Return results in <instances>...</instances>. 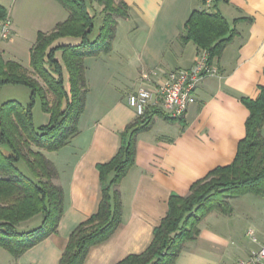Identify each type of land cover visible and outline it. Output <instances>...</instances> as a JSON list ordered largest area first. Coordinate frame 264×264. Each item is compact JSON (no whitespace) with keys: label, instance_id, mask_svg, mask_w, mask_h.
Masks as SVG:
<instances>
[{"label":"crops","instance_id":"1","mask_svg":"<svg viewBox=\"0 0 264 264\" xmlns=\"http://www.w3.org/2000/svg\"><path fill=\"white\" fill-rule=\"evenodd\" d=\"M122 1L129 16L117 18L111 50L85 58L88 91L79 132L61 149L45 152L56 166V182L64 194L57 229L18 257L0 247V264L59 263L72 230L98 208V164L114 156L120 131L135 117L127 94L159 78L153 75L145 81L141 72L188 68L194 63L197 46L179 39L193 9L211 11L216 3L235 31L212 60L218 75L197 85L184 125L154 116L152 126L138 134L135 164L118 184L122 221L107 240L90 247L84 264H116L144 251L167 212L170 194H187L193 181L229 164L245 135L249 111L241 98H255L264 87V0ZM0 5L7 9L11 24L8 38L0 37V48L3 54H19L26 64L37 33L51 30L69 14L56 0H0ZM229 202V214L213 210L199 222L198 236L185 243L173 264H236L264 243V193H245ZM248 230L256 240L247 235Z\"/></svg>","mask_w":264,"mask_h":264},{"label":"trees","instance_id":"2","mask_svg":"<svg viewBox=\"0 0 264 264\" xmlns=\"http://www.w3.org/2000/svg\"><path fill=\"white\" fill-rule=\"evenodd\" d=\"M56 1L69 14L51 30L37 33L30 47L28 67L5 58L0 48V87L19 84L30 89L26 105L15 99L0 105V247L14 257L57 229L64 194L55 182L56 166L45 152L61 149L79 132L78 119L88 91L85 58L108 53L115 38L117 18L129 16V7L122 0ZM93 2L101 6L102 23L91 37L96 17L91 12ZM213 7L211 11L193 9L179 35L182 43L192 41L198 51L206 49L209 61L220 55L235 33L216 3ZM6 17L8 11L0 5V21ZM37 98L48 115L47 122L39 125L33 122L32 113ZM241 100L249 113L245 135L237 144L233 160L193 181L187 194L171 193L167 212L154 228L148 247L116 264H173L185 243L198 236L199 222L209 212L229 214L230 198L264 193V87L255 98ZM154 116L184 125V115L170 117L154 106L125 125L120 131L117 152L97 166L101 182L98 208L72 230L58 264H84L90 247L107 240L120 225L122 201L118 184L135 164L138 134L152 126ZM37 215L39 222L33 227L22 223ZM20 225L28 229L18 230Z\"/></svg>","mask_w":264,"mask_h":264},{"label":"built area","instance_id":"3","mask_svg":"<svg viewBox=\"0 0 264 264\" xmlns=\"http://www.w3.org/2000/svg\"><path fill=\"white\" fill-rule=\"evenodd\" d=\"M11 33L10 19L1 20L0 36L8 38ZM159 78L151 85H140L127 94V104L134 109L135 115H142L147 107L161 109L170 117L184 115L189 104L194 101V92L200 81L208 76H217V65L209 61L206 49L198 51L194 63L188 68L165 70L152 68L141 74V79L151 81V76ZM247 235L256 240L252 230ZM236 264H264V243L237 260Z\"/></svg>","mask_w":264,"mask_h":264},{"label":"rangeland","instance_id":"4","mask_svg":"<svg viewBox=\"0 0 264 264\" xmlns=\"http://www.w3.org/2000/svg\"><path fill=\"white\" fill-rule=\"evenodd\" d=\"M94 3L96 5V8L92 9V7H91V12H94L95 15H96V17H95V29H94L93 33L91 34V37L95 36L97 28H98L99 23H100L99 21H101L100 19L102 18V13L100 12L101 11V6L99 4H97L96 2H94ZM123 26L124 27H122L120 29V32H121L120 33V38H121L122 34L125 31V25H123ZM114 39H116V38H114ZM114 39H113V41H114ZM63 40L75 42L78 39L66 38V39H63ZM9 53H7V52L4 53L5 58L13 59V60L19 61L20 63H22L23 65H25L27 67L29 66V64H26L25 61H21L20 60L21 56H19V54L17 55V54L12 53V52H9ZM99 54H106V53L101 52ZM57 56H58V58H60V52H57ZM142 73H144V72H141V74ZM141 74H140V77H141ZM65 79H66V74H65ZM65 83H66V86H68L67 82H65ZM10 99H15V100L19 101L21 104L26 105L29 102V100H30V89L28 87L24 86V85H19V84H5V85L1 86L0 87V105L4 101L10 100ZM32 113H33V122L36 125H39V124L47 122L48 115L45 112L42 111L38 98L35 100V103H34L33 108H32ZM20 166L23 167L24 163L21 162ZM55 182H56V180H55ZM39 218H40V216L37 215V216H34V217L30 218V219L22 221V223H27L26 226H29L28 228H31V227H33V225L36 224V222H38ZM17 228H18V230H26V229H28L25 226H21V225L19 227H17Z\"/></svg>","mask_w":264,"mask_h":264}]
</instances>
